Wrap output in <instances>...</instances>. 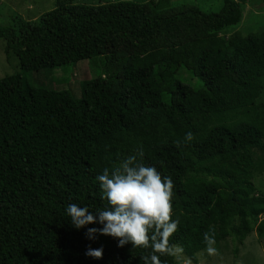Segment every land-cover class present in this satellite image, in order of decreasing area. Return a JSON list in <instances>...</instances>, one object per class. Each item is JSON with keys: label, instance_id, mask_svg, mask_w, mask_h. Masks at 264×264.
I'll list each match as a JSON object with an SVG mask.
<instances>
[{"label": "trees", "instance_id": "obj_1", "mask_svg": "<svg viewBox=\"0 0 264 264\" xmlns=\"http://www.w3.org/2000/svg\"><path fill=\"white\" fill-rule=\"evenodd\" d=\"M169 1L56 0L0 25L4 53L19 60L0 77V264H144L151 248L89 239L103 225L76 229L66 213L70 203L108 206L96 177L128 156L172 178L170 244L186 258L217 264L205 232L234 254L264 238V29L226 33L249 0L217 11ZM118 39L128 45L111 49ZM95 57L104 75L72 80L80 94L25 77ZM89 246L102 258L86 256Z\"/></svg>", "mask_w": 264, "mask_h": 264}, {"label": "clouds", "instance_id": "obj_2", "mask_svg": "<svg viewBox=\"0 0 264 264\" xmlns=\"http://www.w3.org/2000/svg\"><path fill=\"white\" fill-rule=\"evenodd\" d=\"M185 141H191L193 134L188 132ZM180 142L177 141L179 147ZM143 156V151H138ZM102 190V199L108 206L90 211L87 206L70 203L66 213L70 223L80 229L90 223H99L101 228H89L86 236L95 239L96 234L118 238V246L131 243L133 248H151L149 255L141 259L144 264H164L161 256H175L177 246L170 244V237L178 230L179 220L173 219V189L171 177H162L154 166H146L137 156L126 157L113 170L104 168L96 177ZM214 232L204 233V243L209 255L216 254ZM86 256L102 258L103 248L89 246Z\"/></svg>", "mask_w": 264, "mask_h": 264}, {"label": "rangeland", "instance_id": "obj_3", "mask_svg": "<svg viewBox=\"0 0 264 264\" xmlns=\"http://www.w3.org/2000/svg\"><path fill=\"white\" fill-rule=\"evenodd\" d=\"M73 1L76 3H98L101 0ZM169 3L173 6L185 3L188 5H197L202 10L217 11L222 4V0H170ZM246 3L242 23L237 28H229L226 31L227 34L238 29L241 32L244 31V34L264 29V1L259 0L255 3L249 0ZM55 4L56 0H0V25L13 23L14 16L18 15L28 19L37 18L43 12L52 9ZM127 45L126 42L118 39V41H111L109 47L111 49H121ZM3 47L4 41L0 39V77L19 71L18 57L13 53L6 55ZM99 75H104L102 58L95 57L94 59H83L76 63H68L54 68L31 71L25 77L28 83L33 86L43 83L47 87L55 89L70 88L74 93L80 94L79 87L76 89V85L73 88L69 86V83L72 80H76L80 84L86 78ZM262 175H264V171ZM257 238L258 236L254 234L250 238L245 239L244 244L239 245V250L236 254L233 252L234 244L228 242L226 248L223 247L216 252V257L219 260L217 264H264V238ZM176 255L178 260L177 264H204L206 261V258H201L197 262H193L186 258L184 254L180 253L179 250Z\"/></svg>", "mask_w": 264, "mask_h": 264}]
</instances>
